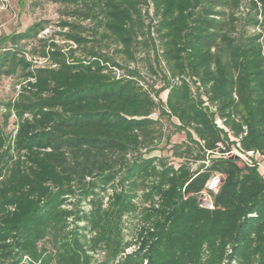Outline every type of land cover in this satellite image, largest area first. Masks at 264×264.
I'll list each match as a JSON object with an SVG mask.
<instances>
[{"label": "trees", "instance_id": "1", "mask_svg": "<svg viewBox=\"0 0 264 264\" xmlns=\"http://www.w3.org/2000/svg\"><path fill=\"white\" fill-rule=\"evenodd\" d=\"M54 1L46 64L0 38V264H264V0Z\"/></svg>", "mask_w": 264, "mask_h": 264}, {"label": "rangeland", "instance_id": "2", "mask_svg": "<svg viewBox=\"0 0 264 264\" xmlns=\"http://www.w3.org/2000/svg\"><path fill=\"white\" fill-rule=\"evenodd\" d=\"M74 6L58 3L54 0H0V38L4 35L11 34L13 32H22L28 29L35 23L42 22L44 28L40 31L36 39L22 40L17 43L18 47L22 48L26 52V56L29 59H33L36 64H46L47 59L42 57L39 53H34V48L39 51L46 44V48H49V44L55 42L61 47L71 43L64 35V32L68 30L67 27H63L60 24L64 21L72 20L71 12L74 10ZM39 38H44L43 42H39ZM12 46L10 41L1 43L0 47ZM76 45H74L75 47ZM66 49V48H64ZM76 53V50H75ZM143 56V55H141ZM143 57H138L136 61L130 63L131 67L137 66L140 68L145 80L152 82L153 77L150 76V72L147 69V63L142 60ZM125 69H120L117 73H122ZM20 83L19 76H1L0 75V102H7L14 98L17 94V85ZM163 84L162 77L157 79V85ZM167 91L161 93L163 100L166 99ZM155 117L158 113L154 114ZM2 119V112L0 110V120ZM162 122L165 126H169V122L164 117ZM12 119L9 120L7 130L12 128ZM186 139L185 133H176L172 136L171 142H182ZM157 153L170 155V144L166 143V138L162 139L159 145ZM250 158L260 162V169L264 172V162L258 155L250 156Z\"/></svg>", "mask_w": 264, "mask_h": 264}, {"label": "built area", "instance_id": "3", "mask_svg": "<svg viewBox=\"0 0 264 264\" xmlns=\"http://www.w3.org/2000/svg\"><path fill=\"white\" fill-rule=\"evenodd\" d=\"M17 87L20 88V85H17ZM256 155L259 156V154ZM220 180H221V175L215 174L208 184V190L210 191L216 190L218 184L220 183ZM201 206L207 208H213L211 196L206 191L203 193V197L201 199Z\"/></svg>", "mask_w": 264, "mask_h": 264}]
</instances>
